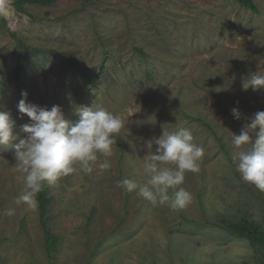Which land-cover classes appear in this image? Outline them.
<instances>
[{
	"label": "rangeland",
	"instance_id": "374dc122",
	"mask_svg": "<svg viewBox=\"0 0 264 264\" xmlns=\"http://www.w3.org/2000/svg\"><path fill=\"white\" fill-rule=\"evenodd\" d=\"M13 1L0 0V111L17 125L12 144L0 146V264H261L257 248L221 224L243 215L264 224V192L231 159L232 133L264 111V90H242L243 78L264 72V0H254L257 12L235 0H57L22 13ZM23 92L72 122L93 105L124 122L109 170L78 169L49 187L51 258L38 205L14 203L23 174L13 145L30 123L17 109ZM181 127L204 149L200 170L180 186L192 196L185 208L117 186L143 183L147 145L154 152L152 140Z\"/></svg>",
	"mask_w": 264,
	"mask_h": 264
},
{
	"label": "clouds",
	"instance_id": "9594fccd",
	"mask_svg": "<svg viewBox=\"0 0 264 264\" xmlns=\"http://www.w3.org/2000/svg\"><path fill=\"white\" fill-rule=\"evenodd\" d=\"M254 92L264 90V72L257 71L242 79V90ZM27 92L17 104L18 112L29 118L30 123L20 126L26 134L14 144L15 169L23 174V189L15 198L16 205L34 208L37 196L45 186L52 187L58 181L78 169L84 173L112 167L110 158L113 146L124 127L119 115L101 106L81 107L77 110L78 120H66L61 108L51 109L31 104ZM237 120L242 113L237 107L231 110ZM16 122L10 112L0 111V146L12 144ZM153 144L147 145L148 153L143 157L141 175L143 183L135 179H122L117 186L153 205L168 204L173 210L185 208L192 200L191 193L180 187L186 172H198L204 149L196 145L188 128L163 131ZM231 159L242 181L264 192V111L247 118L240 133H232ZM100 158H103L102 160ZM14 208L6 210L11 216Z\"/></svg>",
	"mask_w": 264,
	"mask_h": 264
},
{
	"label": "trees",
	"instance_id": "16d2710c",
	"mask_svg": "<svg viewBox=\"0 0 264 264\" xmlns=\"http://www.w3.org/2000/svg\"><path fill=\"white\" fill-rule=\"evenodd\" d=\"M57 0H15L13 7L20 13L24 12V8L29 6L49 7L56 3ZM239 6L257 12L254 0H235ZM0 22L4 24V19L0 14ZM12 36H14L12 34ZM21 73V66L18 65L15 70L16 77ZM49 187L45 186L44 190L37 196V205L40 217V225L43 230L45 246L51 258V254L56 250L57 238L52 234L47 226V212L51 204L52 198L49 196ZM221 227L230 236L238 239L247 240L251 246L257 248L261 256V264H264V224H258L249 220L244 215L237 222H226Z\"/></svg>",
	"mask_w": 264,
	"mask_h": 264
}]
</instances>
